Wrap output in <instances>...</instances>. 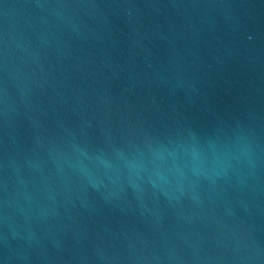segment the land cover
<instances>
[{"label":"water","instance_id":"water-1","mask_svg":"<svg viewBox=\"0 0 264 264\" xmlns=\"http://www.w3.org/2000/svg\"><path fill=\"white\" fill-rule=\"evenodd\" d=\"M0 264H264V0H0Z\"/></svg>","mask_w":264,"mask_h":264}]
</instances>
